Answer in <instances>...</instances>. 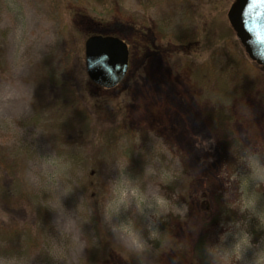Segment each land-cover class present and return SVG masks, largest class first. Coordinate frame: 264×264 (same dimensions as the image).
Returning <instances> with one entry per match:
<instances>
[{
  "label": "rangeland",
  "instance_id": "374dc122",
  "mask_svg": "<svg viewBox=\"0 0 264 264\" xmlns=\"http://www.w3.org/2000/svg\"><path fill=\"white\" fill-rule=\"evenodd\" d=\"M112 1L114 15L99 25L102 6L72 20L67 12L56 16L44 0H0V147L20 154L23 185L41 203L46 223L35 249L0 248V254H31L29 264H208L205 246L219 242L228 230L222 225L241 222L252 247L239 264H255L264 252V183L250 179V166L264 167V85L250 87L251 76L236 66L234 37L223 40L231 35L226 13L233 0H186L185 10L170 0ZM162 21L175 35H162ZM93 35L134 47L126 94L107 102L102 114L82 104L89 97L84 42ZM171 36L190 40L188 52L169 54L165 42L155 44L162 50L135 46ZM68 46L78 52L68 67L82 126L80 118H68L72 110L56 89ZM118 181L187 208L183 216L156 219L160 239L148 241L140 255L127 251L110 227L132 220L147 239L153 209L139 214L133 204L106 221ZM253 197V208H245ZM23 212L30 222L35 217ZM233 243L229 236L224 246Z\"/></svg>",
  "mask_w": 264,
  "mask_h": 264
},
{
  "label": "trees",
  "instance_id": "16d2710c",
  "mask_svg": "<svg viewBox=\"0 0 264 264\" xmlns=\"http://www.w3.org/2000/svg\"><path fill=\"white\" fill-rule=\"evenodd\" d=\"M44 1L45 2L42 3L51 4L52 11L54 14H56V16H59V14H61L62 12H67L69 14L68 18L71 17V19L77 16L80 12L82 13L85 11L87 12L88 9H89L88 12L90 14L92 13L95 14L96 13L94 11L95 6L96 5L102 6L101 13L99 15H96L98 17L96 23H98L99 25H102L103 22H107V20L110 17H112V15H114L113 13L114 3L112 0H108V1L107 0H44ZM151 1L152 0H149L148 4H152L153 2ZM185 1L186 0H170V2L174 4V8H176L178 5V7L184 10H185L184 8ZM206 1L214 2L216 0H206ZM190 7L191 8H189V6L186 7L187 10L193 11L192 5H190ZM160 26H161L160 30L162 31V35H175L172 34V32H168V31L166 32L164 21H162V25ZM62 28L66 31L67 27L64 26ZM137 32L139 33V30H137ZM187 32L188 30L184 29L183 31H181V33L179 32L177 35H186ZM225 34H231V35H223V37H225V39H223L225 43L226 41L228 42L227 39H231L230 37H234L235 47L237 45L238 50H240L241 57L237 59L238 62L236 63V66L242 69V73H243L242 77L246 75L251 76L252 81L250 82L251 83L250 87H252V85L253 87L260 86V84L264 85V68L255 65L246 57L243 49L241 48L239 42L235 38V35L230 27H228V33ZM118 38L127 44L129 51V64H130L131 50L134 47H132L131 43L125 41L124 39L120 37ZM186 41L187 39L184 36H178V37L171 36L169 38L166 37L161 38L158 41L153 38L151 39L149 44L139 42V44L135 46H138V49L141 51L142 48L145 49V47L152 48L154 50H162V48H160L161 46L156 47L155 44L157 42H165V47L166 50H169L167 51L169 54H174L175 56H179V55L181 56L186 52H188L186 49H190L189 46L186 47V44L190 40H188L187 43ZM68 47L69 48L66 47L64 49V53H66L65 60L63 61V59H61L59 61L61 64V66L59 67L61 78L59 77L60 82L58 81L56 89L58 90V94L64 98L65 108H67L68 106V110H72L71 113L69 112L70 116L68 118L74 117L73 121H77V119L80 118L77 123H79V126H82L83 119L81 117L84 109L81 112L76 109L75 103H77L78 105L79 102L78 98H76L75 95L76 88H73L75 87L74 85L76 84V81L73 80L75 79V76L69 72V67H68L69 66L68 59L77 58L78 52L74 46L73 47L68 46ZM230 76L232 77V74L228 75L227 78L229 79ZM49 77L50 76H48V78ZM128 82H129L128 76L126 75L124 80L117 87H115L114 89L105 90L93 85L89 80H87V83L84 85V88H86V90L88 91L89 97L85 101H82L83 106L87 104V106H90L91 109H93V111L97 110V112L102 114L104 109H107L106 107L107 102L115 100L122 94H126L125 90L127 89ZM90 92H93L94 94L91 95L89 94ZM45 105H46L45 101L44 99H42V103L38 111L40 114L36 118V122L39 124H41L42 122L41 113L43 112L42 110L45 109ZM61 108L63 109V107ZM66 123H68V121L64 122L62 125H65ZM77 123H75V127L78 126ZM122 123L125 124L124 122ZM56 125L61 126L59 122ZM123 129L126 130L127 128L123 125ZM117 131L120 133V130L114 129V131L112 132L113 135H115V132ZM121 134L122 132L120 133V135ZM113 138L115 137L113 136ZM19 155L20 154L18 152H13L11 150H6L0 147V245H6V247H0V248L15 249V250H22V249L33 250L38 245H40V243L44 239L43 236L46 234L45 231L46 223L44 218L45 210L42 207L41 203L37 200V198L34 197L32 194H30L27 188H25V186L23 185V179H22L23 167L19 159L20 157ZM22 209H26L28 213L31 214L32 216L33 213L35 214V217L32 219L31 222L28 221V219H26L24 216H22V215H26L24 212H23L24 214H22ZM3 217H6L7 219L5 220L3 219ZM86 264H94V263L92 262V260H89L86 262Z\"/></svg>",
  "mask_w": 264,
  "mask_h": 264
},
{
  "label": "clouds",
  "instance_id": "9594fccd",
  "mask_svg": "<svg viewBox=\"0 0 264 264\" xmlns=\"http://www.w3.org/2000/svg\"><path fill=\"white\" fill-rule=\"evenodd\" d=\"M200 57L202 60H206L208 54L203 53ZM249 158L255 160L254 157H247L248 160ZM256 165L257 170H254L250 166L252 170L250 179L264 183V179L260 178L261 173H264V167H261L257 163ZM70 190V188H66L65 194ZM246 200H250V207L245 208H253L255 198L253 197ZM133 204L136 212L139 214H143L145 207L153 209V219L150 220L146 226L148 232L147 239H145L141 232L137 230L132 220L111 225L110 230L117 239L121 241L127 251L137 255L143 254L150 249L151 245L148 241L160 239V233L155 227L156 219L162 215H167L169 212L183 216L187 211L185 206L176 207L155 192L149 198V196L143 193L138 187L130 186V182L118 181L113 185L111 196L105 205V220L110 221L112 216L119 215L122 209L127 210L129 206ZM161 204L164 205L163 209L160 207ZM261 218L264 219V217ZM3 219L6 220L7 218L3 217ZM222 227H226L228 230L224 231L219 236V242L217 244H209L205 246L208 264H239L242 251L252 247L250 236L244 231V228H242L241 222H230L226 226L222 225ZM229 236L234 240V243L230 248L224 246ZM0 247H6V245H0ZM53 251H57L55 247H53ZM262 255H264V252L259 255L255 264H264V258H261ZM30 259L31 254L19 256L16 254H0V264H29Z\"/></svg>",
  "mask_w": 264,
  "mask_h": 264
},
{
  "label": "water",
  "instance_id": "95a60500",
  "mask_svg": "<svg viewBox=\"0 0 264 264\" xmlns=\"http://www.w3.org/2000/svg\"><path fill=\"white\" fill-rule=\"evenodd\" d=\"M226 18L246 57L264 68V0H233ZM128 65L127 44L118 37L93 35L85 40V72L93 85L114 89L126 77Z\"/></svg>",
  "mask_w": 264,
  "mask_h": 264
},
{
  "label": "flooded vegetation",
  "instance_id": "af4514ba",
  "mask_svg": "<svg viewBox=\"0 0 264 264\" xmlns=\"http://www.w3.org/2000/svg\"><path fill=\"white\" fill-rule=\"evenodd\" d=\"M129 66V65H128ZM129 68V67H128Z\"/></svg>",
  "mask_w": 264,
  "mask_h": 264
}]
</instances>
